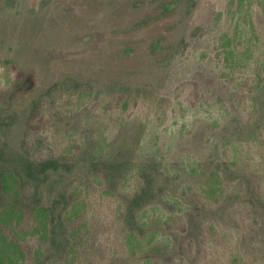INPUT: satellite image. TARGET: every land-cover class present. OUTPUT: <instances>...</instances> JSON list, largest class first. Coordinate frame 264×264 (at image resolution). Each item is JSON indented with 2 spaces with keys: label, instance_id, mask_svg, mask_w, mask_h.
Listing matches in <instances>:
<instances>
[{
  "label": "rangeland",
  "instance_id": "rangeland-1",
  "mask_svg": "<svg viewBox=\"0 0 264 264\" xmlns=\"http://www.w3.org/2000/svg\"><path fill=\"white\" fill-rule=\"evenodd\" d=\"M9 58L0 264H264V0H0Z\"/></svg>",
  "mask_w": 264,
  "mask_h": 264
},
{
  "label": "trees",
  "instance_id": "trees-1",
  "mask_svg": "<svg viewBox=\"0 0 264 264\" xmlns=\"http://www.w3.org/2000/svg\"><path fill=\"white\" fill-rule=\"evenodd\" d=\"M0 64L5 66V67H8V68H11L13 69L16 74H17V80L15 82V84H20L24 78V73L22 72V70L16 65V62L14 59H0ZM146 91V90H144ZM139 92V91H138ZM8 173H5L2 178H1V181L2 183L4 184L5 181H7V179L9 178V174L7 175ZM11 174H13V172L11 171Z\"/></svg>",
  "mask_w": 264,
  "mask_h": 264
}]
</instances>
